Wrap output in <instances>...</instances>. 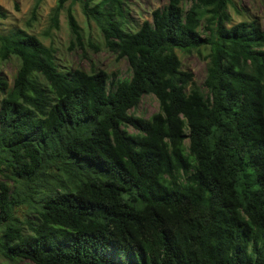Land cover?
Masks as SVG:
<instances>
[{"label":"trees","instance_id":"obj_1","mask_svg":"<svg viewBox=\"0 0 264 264\" xmlns=\"http://www.w3.org/2000/svg\"><path fill=\"white\" fill-rule=\"evenodd\" d=\"M129 1L56 0L48 26L66 8L80 44L78 3L127 78L61 68L35 35L0 31V61L18 62L10 85L0 73V257L264 264V29L232 23V0H166L133 28ZM177 51L206 61L201 85ZM144 95L148 118L130 113Z\"/></svg>","mask_w":264,"mask_h":264},{"label":"rangeland","instance_id":"obj_2","mask_svg":"<svg viewBox=\"0 0 264 264\" xmlns=\"http://www.w3.org/2000/svg\"><path fill=\"white\" fill-rule=\"evenodd\" d=\"M36 0H0V10L5 18H0V31L5 33L14 29L25 30L35 35L45 46L55 50V61L61 68H79L86 72L102 70L109 76L127 78L131 74L126 59H117L104 46L99 29L92 21H87L78 3L71 5L76 22L81 28L80 44L72 37L66 19V8L59 13V26L50 29L49 16L56 0H40L37 9V19L27 25L30 11ZM229 6L231 22L236 23L243 19H254L264 29V0H232ZM166 0H130L127 8V21L133 28L139 26L144 20H151L153 10L161 9ZM69 5L66 2L65 7ZM181 60L182 70L192 74L193 81L201 85L205 76L206 61L195 52L185 54L177 51ZM18 62L15 59L0 61V73L10 85L17 70ZM0 94V98H1ZM158 111V102L152 95L142 96L139 104L130 113L148 118ZM127 131L133 132L131 127ZM20 214V213H19ZM0 264H32L26 260L10 262L0 257Z\"/></svg>","mask_w":264,"mask_h":264}]
</instances>
